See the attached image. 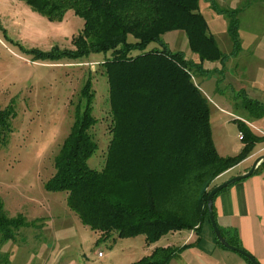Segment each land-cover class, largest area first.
Masks as SVG:
<instances>
[{"label":"trees","instance_id":"1","mask_svg":"<svg viewBox=\"0 0 264 264\" xmlns=\"http://www.w3.org/2000/svg\"><path fill=\"white\" fill-rule=\"evenodd\" d=\"M23 1L49 19L59 20L69 9L80 16L83 27L72 38L74 49L61 53L74 58L102 52L108 84L111 136L102 167L87 162L98 148L90 132L96 118L88 79L80 93L84 108L77 109L53 157L54 172L44 181L45 189L65 191L69 209L99 239L141 234L149 243L182 229L198 234L205 221L210 224L206 198L218 184L215 179L245 158L261 138L240 121L242 148L223 156L215 147L208 101L193 77L210 72L202 68V60L223 61L227 54L208 32L198 0ZM238 11H225L232 54L239 49ZM177 28L185 31L200 61L163 43L161 35ZM151 43L158 46L148 47ZM236 97L235 105L248 117L264 115V103L242 92ZM9 117L7 110H0V139L9 128ZM26 224L23 216H7L0 201L2 240L14 237V231ZM220 231L230 244L241 247ZM181 250L156 246L129 264H169Z\"/></svg>","mask_w":264,"mask_h":264},{"label":"rangeland","instance_id":"2","mask_svg":"<svg viewBox=\"0 0 264 264\" xmlns=\"http://www.w3.org/2000/svg\"><path fill=\"white\" fill-rule=\"evenodd\" d=\"M231 9H239L236 54L231 53L225 14ZM198 10L218 48L227 54L223 61L202 60V68L210 72L193 77L208 101L215 147L226 155L239 151L244 145L238 125L242 121L261 137L254 149L263 148L264 116L248 117L235 104L240 92L264 103V0H198ZM82 27L83 19L71 9L54 20L23 0H0V110L10 113L9 128L0 139V201L7 216L20 215L28 222L14 231V237H0V264H129L152 248L169 244L182 247L180 258L170 264H227L218 251L201 253L202 258L188 255L191 250L207 252V237L212 234L207 221L198 234L182 229L149 243L141 234L99 239L69 209L65 191L45 189L44 181L54 172L53 157L77 109L84 108L80 93L88 79L96 118L90 132L98 145L87 159L91 167H102L111 136L108 84L101 66L104 55L90 52L72 58L61 53L74 49L72 38ZM161 40L171 51L200 61L183 29L168 30ZM153 46L158 45L148 47ZM236 172L215 180L220 183Z\"/></svg>","mask_w":264,"mask_h":264},{"label":"crops","instance_id":"3","mask_svg":"<svg viewBox=\"0 0 264 264\" xmlns=\"http://www.w3.org/2000/svg\"><path fill=\"white\" fill-rule=\"evenodd\" d=\"M219 154L221 153L219 152ZM261 154H264V146L257 149L253 147L245 158L235 166L221 173L218 177L221 178L234 170H237L235 174L245 172L252 164V161ZM221 155L226 156L223 153ZM257 167L248 177L231 183L214 195L213 214L218 227L224 233H227L228 236L236 240L241 248L249 252L259 264H264V164H259ZM218 177L217 180L219 179ZM204 225L205 222L203 223ZM193 232L195 234V231ZM169 233L174 234L177 232L172 231ZM199 238H195L194 245L198 244ZM207 240H209L206 244L207 252L191 250V252H188V255L202 258L204 257L203 254L212 255L215 253L214 251H218L220 256L228 260L227 264H248L242 254L227 252L225 249L228 248L217 244L213 232L211 237L210 235L207 237ZM187 243L189 244V242ZM181 254L182 252L175 258H180Z\"/></svg>","mask_w":264,"mask_h":264},{"label":"water","instance_id":"4","mask_svg":"<svg viewBox=\"0 0 264 264\" xmlns=\"http://www.w3.org/2000/svg\"><path fill=\"white\" fill-rule=\"evenodd\" d=\"M262 162H264V154L258 155L252 162V164L250 165V167L245 171L242 172L240 174L234 175L232 177H229L227 179H225L224 181L216 184L215 186H213L210 191L207 194V198H206V205H207V211H208V218H209V222H210V226L212 228V231L215 235V237L217 238V240L226 248L236 251L240 254H242L245 258H247L252 264H259L258 261L246 250H244L241 247H237L234 246L232 244H230L222 235L216 221L214 218V214H213V197L214 195L219 192L220 190H222L223 188L227 187L228 185H230L231 183L243 179L245 177H248L249 175H251L254 170L256 169V167L261 164Z\"/></svg>","mask_w":264,"mask_h":264},{"label":"built area","instance_id":"5","mask_svg":"<svg viewBox=\"0 0 264 264\" xmlns=\"http://www.w3.org/2000/svg\"><path fill=\"white\" fill-rule=\"evenodd\" d=\"M98 255H100V252H98Z\"/></svg>","mask_w":264,"mask_h":264}]
</instances>
